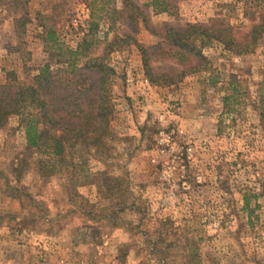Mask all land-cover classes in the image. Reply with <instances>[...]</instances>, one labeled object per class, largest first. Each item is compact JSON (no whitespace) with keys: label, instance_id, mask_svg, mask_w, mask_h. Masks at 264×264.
<instances>
[{"label":"rangeland","instance_id":"obj_1","mask_svg":"<svg viewBox=\"0 0 264 264\" xmlns=\"http://www.w3.org/2000/svg\"><path fill=\"white\" fill-rule=\"evenodd\" d=\"M130 1L157 32L163 24L223 18L241 35L254 20L242 0H166L168 11L160 13L145 6L148 0ZM91 9L98 31L89 54L102 53L114 36L129 37L106 59L115 71L111 133L102 146L78 145L58 162L29 154L19 116L0 128V264H264V127L257 109L264 35L243 55L206 43L208 69L153 85L134 41L151 48L155 71L181 66L163 47L155 50L160 37L141 19L131 21L122 0H0V83H29L45 64L66 70L45 41L46 27L62 51L73 49ZM235 84L236 101L224 103ZM160 131L171 136L164 153ZM38 158L57 163L54 171L42 175L48 169ZM23 159L18 189L9 188L5 178L14 184Z\"/></svg>","mask_w":264,"mask_h":264},{"label":"trees","instance_id":"obj_2","mask_svg":"<svg viewBox=\"0 0 264 264\" xmlns=\"http://www.w3.org/2000/svg\"><path fill=\"white\" fill-rule=\"evenodd\" d=\"M242 1L245 6L244 15H254V20L245 33L238 35L234 27L223 18H215L208 24L187 23L182 27L163 24L161 31L157 32L149 25L148 18L138 4L122 0V10L129 11L131 21L141 19L145 29L160 37L155 50L163 47L175 59L176 64L181 66L169 72L155 71L151 66V48L134 41L141 56L144 76L149 83L175 84L186 74L208 69V60L202 53V47L211 41L220 43L225 50L235 55L253 52L264 35V0ZM149 5L156 13L168 11L166 0H148L145 6ZM86 24L87 32L82 34L75 47L64 51L55 37L54 28L46 27L48 30L45 41L51 43L50 48L54 47L61 53L62 60L57 63H65L67 67L62 73L51 70L49 64H45L29 83H0V128L11 116H19L25 148L29 154H48L53 160L58 158V162H63L68 150L78 145L86 148L100 147L111 133L114 105L110 84L115 71L106 59L111 52L121 50L129 37L114 36L106 42L102 53L89 54L98 31L92 9ZM184 62L189 64L185 65ZM80 71H86L89 80L85 79L87 74L79 73ZM231 89V94L223 98L224 103L236 101L239 88L235 84ZM259 100L262 105L257 107L258 116L264 127V97L261 96ZM36 163L41 169H48L42 175L53 172L57 164H46L41 158ZM26 165V159L19 161L13 169L14 184L11 185L9 179L5 178L6 186L18 189L16 184ZM243 202L244 208H247V195L243 196ZM251 212L250 210L249 214Z\"/></svg>","mask_w":264,"mask_h":264},{"label":"built area","instance_id":"obj_3","mask_svg":"<svg viewBox=\"0 0 264 264\" xmlns=\"http://www.w3.org/2000/svg\"><path fill=\"white\" fill-rule=\"evenodd\" d=\"M158 143L163 146L164 150L162 151L163 153L165 151H169L171 148V136L169 133H166L164 131H160L158 133ZM170 173V172H169ZM110 264H120L118 262L112 261Z\"/></svg>","mask_w":264,"mask_h":264}]
</instances>
